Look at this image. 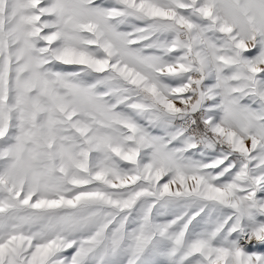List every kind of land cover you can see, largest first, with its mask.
<instances>
[{"label":"snow or ice","instance_id":"snow-or-ice-1","mask_svg":"<svg viewBox=\"0 0 264 264\" xmlns=\"http://www.w3.org/2000/svg\"><path fill=\"white\" fill-rule=\"evenodd\" d=\"M0 264H264V0H0Z\"/></svg>","mask_w":264,"mask_h":264}]
</instances>
